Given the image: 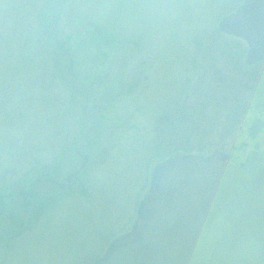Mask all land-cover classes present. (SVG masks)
<instances>
[{"label":"rangeland","instance_id":"1","mask_svg":"<svg viewBox=\"0 0 264 264\" xmlns=\"http://www.w3.org/2000/svg\"><path fill=\"white\" fill-rule=\"evenodd\" d=\"M46 1L0 0V264H92L158 163L264 152V62L218 29L243 0H48L61 53Z\"/></svg>","mask_w":264,"mask_h":264},{"label":"water","instance_id":"2","mask_svg":"<svg viewBox=\"0 0 264 264\" xmlns=\"http://www.w3.org/2000/svg\"><path fill=\"white\" fill-rule=\"evenodd\" d=\"M218 29L246 42L247 65L264 60V0H243ZM150 182L133 228L93 264H264V152L240 164L175 155Z\"/></svg>","mask_w":264,"mask_h":264},{"label":"trees","instance_id":"3","mask_svg":"<svg viewBox=\"0 0 264 264\" xmlns=\"http://www.w3.org/2000/svg\"><path fill=\"white\" fill-rule=\"evenodd\" d=\"M46 3H47V5H46V7H45V10H44V12L42 13V15L39 17V20H40V22H43V26L45 27V28H43V31H44V35L46 36V37H48V39H50L51 37H53V39L52 40H50V42L52 43V42H54V47H56L57 48V50L59 51V53H61L62 51L63 52H68V49H67V47H65L63 44H61V43H59L56 39H55V37L57 38V36H55V32H53V34L52 35H50V33H51V31H49V20H48V18L50 17V12H51V9H52V4H50V2L47 0L46 1ZM57 14H59V12H56L55 13V17H56V19H58V15ZM42 31V32H43ZM58 35V34H57ZM69 39H71V36H68L67 37V39L66 40H69ZM31 194V192L29 193V191H27V192H23L22 194H21V198H22V200H24V202L21 204V205H23V207H25V206H27V204H25L26 203V201L28 200V195H30ZM1 197H0V202H1Z\"/></svg>","mask_w":264,"mask_h":264},{"label":"flooded vegetation","instance_id":"4","mask_svg":"<svg viewBox=\"0 0 264 264\" xmlns=\"http://www.w3.org/2000/svg\"><path fill=\"white\" fill-rule=\"evenodd\" d=\"M263 127H264V125L262 126V128H263ZM251 131H254V130H253V127L251 128ZM85 159H86V157H85Z\"/></svg>","mask_w":264,"mask_h":264}]
</instances>
